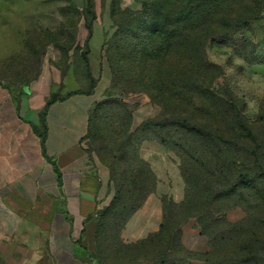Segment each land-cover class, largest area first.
<instances>
[{
  "label": "rangeland",
  "instance_id": "374dc122",
  "mask_svg": "<svg viewBox=\"0 0 264 264\" xmlns=\"http://www.w3.org/2000/svg\"><path fill=\"white\" fill-rule=\"evenodd\" d=\"M243 17L249 18L226 30ZM203 29L213 34L201 39ZM178 41L188 46L185 53L176 49ZM204 60L222 69L213 87L231 89L251 132L260 136L258 142L234 141L222 147L202 138L192 144L188 136L180 138L183 129L174 105L161 128L159 83L187 102L191 76H202ZM0 81L17 96L23 95L22 87L34 88L39 82L55 98L93 95L82 144L96 173L109 179V197L98 210L101 264L119 259L124 222L155 186L140 157L142 143L161 141L153 133L164 138L170 158L190 180L191 194L195 185L203 189V183H213V165L223 156L231 183L239 175L247 177L240 191L248 204L232 194L236 203L215 210L223 196L221 186L212 184L201 192L207 207L195 217H187L177 205L167 206L171 236L146 264H264V226L255 223L264 215L254 208L262 188L264 196V0H0ZM192 103L198 112L205 110L197 99ZM191 219L195 232L183 231ZM245 228L252 232L251 249L243 242Z\"/></svg>",
  "mask_w": 264,
  "mask_h": 264
},
{
  "label": "crops",
  "instance_id": "0c3cea01",
  "mask_svg": "<svg viewBox=\"0 0 264 264\" xmlns=\"http://www.w3.org/2000/svg\"><path fill=\"white\" fill-rule=\"evenodd\" d=\"M41 87H22L17 96L0 81V264H99L98 210L110 186L82 144L94 97L72 93L52 102L42 144L40 113L52 90ZM140 157L156 183L121 230L126 244L158 231L164 198H184V181L164 145L145 141ZM194 225L187 221L183 231L195 232Z\"/></svg>",
  "mask_w": 264,
  "mask_h": 264
},
{
  "label": "trees",
  "instance_id": "16d2710c",
  "mask_svg": "<svg viewBox=\"0 0 264 264\" xmlns=\"http://www.w3.org/2000/svg\"><path fill=\"white\" fill-rule=\"evenodd\" d=\"M174 14H177V8H174ZM248 18L249 17H243L238 23H235L231 26L227 25L226 30L237 28ZM88 31L89 35L91 31L90 25L88 26ZM210 34H213L211 30L209 31L208 29H203L201 31V39L209 37ZM175 47L176 49L178 48L177 50L179 52L182 51L183 53H185L186 49H188L186 43L180 41L176 43ZM197 49L200 51L199 47ZM201 64L202 65L200 66V70L203 69V74L201 77H198L195 80L191 76L193 84L192 86L189 85L187 88L190 93L187 102H184L179 96H177L176 93L171 92L169 89H166L167 91H164L163 84L159 83V89L163 93V101L161 102V104L164 107V112L161 115L163 117V120L161 121V123L159 122L161 128L167 126L166 124L168 118L166 116L169 114L168 108L171 107V105H174L176 107L172 111L176 116H178L176 122H179L178 125L181 129H183L180 133V138L183 139L185 136H188L192 144H200L202 138H206L210 143L215 140L222 147H226L232 144L234 141L246 142L248 140H253L255 142H258L260 136H255L251 132V124L244 116L242 106L236 100V97L233 95L231 89L226 85L218 88L217 90L214 89L213 82L215 78L221 77L223 75L220 66L214 63H210L207 60L202 61ZM177 71V69L174 71L175 75H177ZM208 71L213 72V76H208ZM204 75L205 78H203ZM168 78L169 77H163L162 79L165 80ZM69 94L72 93H68L59 98H55L54 95L50 94L48 100L46 101L45 108L40 113L41 130L39 134L42 140V144L44 143L45 139L44 115L47 107L57 99L64 98ZM195 99L198 100L199 106L201 104L205 106V110L203 112H198V109L194 107L192 101ZM153 135L159 138L161 141H165L164 138H162L158 134L153 133ZM161 141L158 140L157 142L166 147V145ZM195 161L199 163L201 162L199 158H196ZM210 164H212V161H210ZM226 166L227 164L223 156L216 159L215 164L213 165V168L217 175L214 176V181L212 184H218L219 186H221V192L219 194L223 196V200H221L220 203L215 207V210L217 211L223 210L225 208L227 209L237 202L238 199H236L235 201V199H232L230 197L232 194H240V198L244 200L243 204H248V201L245 199V195H242L240 191L246 186L247 177L244 175H239V180H235L234 183H231L229 179L230 175L227 172ZM215 172L211 173V175L215 174ZM144 173L145 172H142V174ZM147 174L152 176L151 170L147 172ZM181 177L184 181L183 200L179 203H175L170 199L164 198L162 201L163 218L158 231L134 243L126 244L122 240H119V250L120 253L122 252V254L118 256L119 259L116 262H113L111 264H146L148 260H152L153 258H155V256L158 254L156 252V247L161 243L163 239H165V237L169 238L171 236L172 229L167 225L166 221L167 206L170 207V205L173 204L177 205V207L180 208L187 217H195L196 214L201 213V211L207 207V197L203 199L204 195L206 194H203L201 192H207L209 189H211L210 186H212V184L210 185L209 183H203V189H199V186L195 185L196 188L194 190L192 189L195 192L191 194L190 180L185 174H182ZM186 188L188 189L187 191ZM141 189L142 190H139V192L144 191V187H141ZM262 191L263 188L259 192L256 201L257 204L254 208H257L259 212L264 215V196ZM147 196H144L143 199H141L142 202L140 201L139 204L133 207L124 224L129 219V217L140 207ZM226 198H230L231 200ZM98 218L97 240L99 229L101 226V212L98 215ZM255 223L259 224V227L264 226V220L262 219L260 221H256ZM243 235L245 237L243 242L247 243L245 246H248L250 249L253 248L254 244L251 243L253 242V238L249 237V235H252L251 230L249 228H245L243 231ZM166 250L168 251L169 249L166 248ZM98 262L99 264H101L99 260ZM244 263H249V261H245Z\"/></svg>",
  "mask_w": 264,
  "mask_h": 264
}]
</instances>
